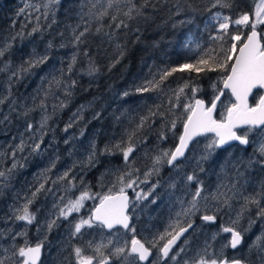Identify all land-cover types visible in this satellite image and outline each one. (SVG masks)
Wrapping results in <instances>:
<instances>
[{
	"label": "rangeland",
	"instance_id": "obj_1",
	"mask_svg": "<svg viewBox=\"0 0 264 264\" xmlns=\"http://www.w3.org/2000/svg\"><path fill=\"white\" fill-rule=\"evenodd\" d=\"M118 1L100 0L102 8ZM58 2H29L23 11V18L35 23L37 35L23 32L20 42L43 49L32 61L38 66L27 76L4 59L12 40L0 42V264H22L24 250L34 245L44 249L41 264H140L131 251L135 239L155 251L151 264H187L188 249L189 264H264V128L242 131L249 148L220 149L216 136L201 138L167 172L163 168L172 152L146 150L148 164L153 160L148 168L117 177V186L108 191L93 190L88 174L98 165L96 140L91 132H76L72 125L90 106L74 112L68 125L57 130L55 117L68 105V88L59 70L63 58L49 59V46L40 40ZM250 22V31L264 24V0H257L252 19L239 21ZM17 78L36 80L20 100L10 98ZM224 80L213 88L219 90ZM194 103L187 105L189 112ZM233 105L226 94L221 117ZM136 150L127 149L124 161ZM120 191L132 196V226L129 231L107 232L93 222L92 211L104 197ZM189 225L192 231L163 257V245ZM230 230L243 236L240 247L232 248Z\"/></svg>",
	"mask_w": 264,
	"mask_h": 264
},
{
	"label": "trees",
	"instance_id": "obj_2",
	"mask_svg": "<svg viewBox=\"0 0 264 264\" xmlns=\"http://www.w3.org/2000/svg\"><path fill=\"white\" fill-rule=\"evenodd\" d=\"M29 2L39 0H0V42L12 40L4 59L13 61L22 76L38 66L32 61L43 51L20 42L23 32L37 35L35 23L22 16ZM256 3L119 0L102 8L100 0H59L40 40L49 46V59L63 58L59 70L68 105L55 117L57 130L90 106L72 125L95 137L98 165L88 174L94 191H108L117 186V177L148 168L153 160L148 164L146 150L173 152L190 113L187 105L196 99L210 105L221 92L222 86L216 90L214 84L228 76L251 29V22L239 21L253 18ZM258 30L264 43V24ZM29 83L36 80L17 78L10 98L27 96ZM118 94L124 95L118 100ZM131 147L136 153L125 162L124 152ZM170 168L168 162L164 172ZM43 259L44 249L39 264Z\"/></svg>",
	"mask_w": 264,
	"mask_h": 264
},
{
	"label": "water",
	"instance_id": "obj_3",
	"mask_svg": "<svg viewBox=\"0 0 264 264\" xmlns=\"http://www.w3.org/2000/svg\"><path fill=\"white\" fill-rule=\"evenodd\" d=\"M258 88L264 91V43L260 31L252 28L244 43L236 51L220 95L210 106H207L206 102L201 99L195 100L183 126L179 142L169 158V166L172 167L183 161L193 144L209 135L217 137L219 148H226L235 143L247 146V139L239 137L236 130L246 126L264 127V94L256 106H250V99ZM225 92L230 93L236 105L229 110L226 121L221 122L216 119V114ZM130 208V194L126 191L116 192L107 195L96 205L92 211V220L107 232L117 229L128 231L132 226ZM192 228L193 225H189L179 229L164 245L162 254L167 255L172 252ZM231 234L232 248L240 247L243 243L242 235L234 230H231ZM131 250L140 257L143 263L147 262L152 255L139 239L133 240ZM23 253L22 264H39L43 258V249L38 245L26 248ZM80 264H92V262L84 261ZM230 264L245 263L234 261Z\"/></svg>",
	"mask_w": 264,
	"mask_h": 264
},
{
	"label": "flooded vegetation",
	"instance_id": "obj_4",
	"mask_svg": "<svg viewBox=\"0 0 264 264\" xmlns=\"http://www.w3.org/2000/svg\"><path fill=\"white\" fill-rule=\"evenodd\" d=\"M221 92H222V90H221ZM220 92V93H221ZM220 93H219V95H220ZM226 94H230V93H228V92H225L224 93V95H223V97L221 98V100H220V102H219V106H218V110H217V112L219 113L220 112V106H221V102H222V100L225 98V96H226ZM263 94H264V91L262 90V88H258L255 92H254V94H253V96L251 97V99H250V106L251 107H254V106H256L258 103H259V101H260V99L262 98V96H263ZM218 95V96H219ZM231 96V95H230ZM233 99V98H232ZM215 101V100H214ZM213 101V102H214ZM234 101V100H233ZM207 104V103H206ZM211 105V104H210ZM210 105H207V106H210ZM236 105V103H235V101H234V105L233 106H235ZM233 106H231L229 109H228V112H229V110L233 107ZM228 112H227V114H228ZM220 114H221V112H220ZM227 114H226V116H223V117H221L220 119H217L218 121H221V122H225L226 121V117H227ZM221 116V115H220ZM247 128H254V129H262V128H264V127H262V128H257V127H251V126H246V127H244V128H242V129H237L236 130V133H237V135L239 136V137H242V131L243 130H245V129H247ZM242 138H244V139H247V138H245V137H242ZM247 141H248V145L247 146H243V145H241V144H239V143H235V144H233V145H231V146H234V145H239V146H241V147H244V148H249L250 146H251V144H250V142H249V140L247 139ZM231 146H229V147H231ZM226 148H228V147H226ZM220 149H225V148H220ZM131 229V228H130ZM129 229V230H130ZM193 229V228H192ZM128 230V231H129ZM192 231V230H191ZM190 231V232H191ZM189 232V233H190ZM188 233V234H189ZM230 233H231V230H230ZM187 234V235H188ZM186 235V236H187ZM185 236V237H186ZM184 237V238H185ZM231 237H232V234H231ZM243 237V236H242ZM183 238V239H184ZM142 242V241H141ZM181 243V242H180ZM179 243V244H180ZM178 244V245H179ZM177 245V246H178ZM146 246V245H145ZM177 246L175 247V248H177ZM150 251H151V253H152V255H151V257L148 259V261L147 262H145V263H143L142 261H141V259H140V257L138 256V255H136V257L138 258V261H139V263L140 264H151V262H152V260H153V257H154V255H155V251L153 250V249H151V247H148V246H146ZM163 247H164V245H163ZM163 247H162V249H163ZM238 248V247H237ZM162 249H161V253H162ZM174 251L176 250V249H173ZM132 251V250H131ZM170 253H172V252H170ZM170 253L169 254H167V255H163V257H168L169 255H170ZM185 262H187V264H189V249H188V251L186 252V254H185Z\"/></svg>",
	"mask_w": 264,
	"mask_h": 264
}]
</instances>
